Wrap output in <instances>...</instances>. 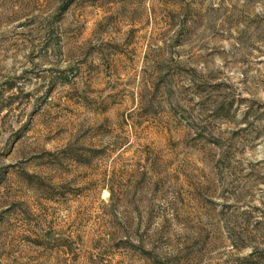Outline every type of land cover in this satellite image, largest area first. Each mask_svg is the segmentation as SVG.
<instances>
[{
  "label": "rangeland",
  "instance_id": "rangeland-1",
  "mask_svg": "<svg viewBox=\"0 0 264 264\" xmlns=\"http://www.w3.org/2000/svg\"><path fill=\"white\" fill-rule=\"evenodd\" d=\"M0 264H264V0H0Z\"/></svg>",
  "mask_w": 264,
  "mask_h": 264
}]
</instances>
